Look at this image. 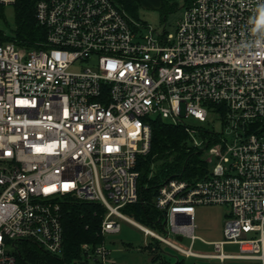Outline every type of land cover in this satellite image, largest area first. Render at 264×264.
<instances>
[{
	"label": "built area",
	"instance_id": "2783aa9c",
	"mask_svg": "<svg viewBox=\"0 0 264 264\" xmlns=\"http://www.w3.org/2000/svg\"><path fill=\"white\" fill-rule=\"evenodd\" d=\"M34 18L45 31L35 48L0 35V264H16L22 241L61 254L65 198L103 206L105 237L126 220L152 250L157 240L187 258L264 264V0H192L173 32L139 23L119 0H38ZM211 114L220 129L206 177L159 188L163 232L124 215L139 199L152 118L193 138L187 118ZM201 205L228 209L222 240L195 235ZM197 240L215 252L193 251ZM227 244L239 253H224ZM92 255L114 264L106 241Z\"/></svg>",
	"mask_w": 264,
	"mask_h": 264
},
{
	"label": "trees",
	"instance_id": "16d2710c",
	"mask_svg": "<svg viewBox=\"0 0 264 264\" xmlns=\"http://www.w3.org/2000/svg\"><path fill=\"white\" fill-rule=\"evenodd\" d=\"M38 0H17L15 4L16 28L10 38L18 46L32 49L45 39V31L34 18V8ZM132 13L138 8L137 0H119ZM168 0H162L161 10H174L175 5L167 6ZM192 0H186L190 3ZM3 8L0 6V14ZM2 32H0V35ZM203 147H194L193 138L185 126L167 123L160 118L152 119L151 150L146 156H139L136 170L139 172V199L134 204L126 205L124 215L151 228L163 232L164 219L156 209L154 201L160 186L169 178L180 177L187 181L206 177L209 166L205 153L214 142L212 129L196 128ZM106 209L98 203L79 202L65 198L62 202V225L64 233L61 254H50L32 241L18 243L16 264H101L92 255L94 248L106 241L101 233V224ZM88 244L89 250L82 248ZM152 247L144 248L151 255L146 264H186L185 260L172 261L163 251V244L154 241Z\"/></svg>",
	"mask_w": 264,
	"mask_h": 264
},
{
	"label": "rangeland",
	"instance_id": "374dc122",
	"mask_svg": "<svg viewBox=\"0 0 264 264\" xmlns=\"http://www.w3.org/2000/svg\"><path fill=\"white\" fill-rule=\"evenodd\" d=\"M138 8L134 12L129 14L139 23L145 24L151 29L162 31L165 29L167 32H173L178 23L182 20L185 13L186 0H168L167 6L175 5L174 10L169 11L168 8L165 11L161 10L162 0H137ZM2 14H0V31L3 34L11 37L16 28L15 22V8L13 6L2 7ZM153 117L152 119H155ZM207 123H201L198 120L189 117L186 120L187 125L199 128L205 127L207 129L215 128L220 129V125L217 122V117L213 114L209 116ZM167 123L172 124L169 121ZM193 138L200 140V134H193ZM228 209L221 205H201L196 206L195 209V224L197 226L195 235L208 242H214L222 240L223 238V226L226 219ZM120 223V232L117 234H110L106 236V244L110 249V258L117 259L114 264L126 263V264H142L140 259V253L145 254L147 257L146 262L151 261V255L145 246L147 238L143 233L133 224L126 220L118 219ZM173 241L180 244L183 248L190 247L189 239H185L182 242L177 241L175 237H171ZM149 247V245H148ZM163 251L166 256L175 261L177 259H184L186 264H261L260 261L252 260H240L231 259L220 262L215 259H204L197 257H185L183 254L170 249L166 245L163 246ZM224 253L226 254H238L239 247L237 245H225ZM142 251V252H141ZM193 251L203 254L214 253V248L210 245H204L200 240H197L193 246ZM131 257V262H128V257ZM92 264V261L89 262Z\"/></svg>",
	"mask_w": 264,
	"mask_h": 264
},
{
	"label": "crops",
	"instance_id": "0c3cea01",
	"mask_svg": "<svg viewBox=\"0 0 264 264\" xmlns=\"http://www.w3.org/2000/svg\"><path fill=\"white\" fill-rule=\"evenodd\" d=\"M203 240H204V239H203ZM141 252H142V251H141ZM139 255H140V259H141V261H142V264H146V263H148V262H146L147 257L145 256V254L140 253ZM113 260L116 261L117 259H113ZM128 262H129V263L131 262V257H130V256L128 257ZM116 263L119 264L118 261H117ZM121 264H126V263H123V262H122Z\"/></svg>",
	"mask_w": 264,
	"mask_h": 264
},
{
	"label": "water",
	"instance_id": "95a60500",
	"mask_svg": "<svg viewBox=\"0 0 264 264\" xmlns=\"http://www.w3.org/2000/svg\"><path fill=\"white\" fill-rule=\"evenodd\" d=\"M194 264H196V263H194Z\"/></svg>",
	"mask_w": 264,
	"mask_h": 264
}]
</instances>
